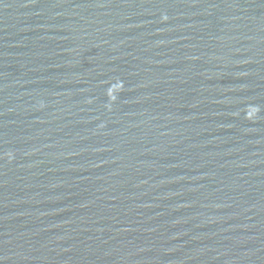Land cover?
<instances>
[{
    "label": "water",
    "instance_id": "1",
    "mask_svg": "<svg viewBox=\"0 0 264 264\" xmlns=\"http://www.w3.org/2000/svg\"><path fill=\"white\" fill-rule=\"evenodd\" d=\"M0 264H264V0H0Z\"/></svg>",
    "mask_w": 264,
    "mask_h": 264
}]
</instances>
